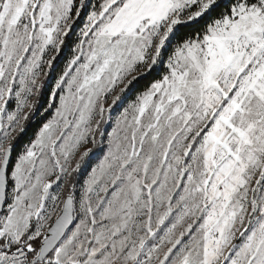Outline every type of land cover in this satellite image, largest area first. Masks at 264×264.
Returning a JSON list of instances; mask_svg holds the SVG:
<instances>
[{
    "label": "snow or ice",
    "instance_id": "snow-or-ice-1",
    "mask_svg": "<svg viewBox=\"0 0 264 264\" xmlns=\"http://www.w3.org/2000/svg\"><path fill=\"white\" fill-rule=\"evenodd\" d=\"M0 264H264V0H0Z\"/></svg>",
    "mask_w": 264,
    "mask_h": 264
}]
</instances>
